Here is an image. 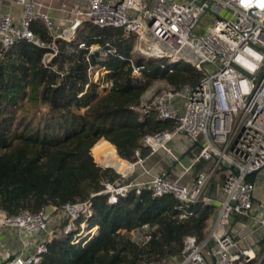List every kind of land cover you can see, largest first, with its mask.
<instances>
[{"label":"trees","instance_id":"1","mask_svg":"<svg viewBox=\"0 0 264 264\" xmlns=\"http://www.w3.org/2000/svg\"><path fill=\"white\" fill-rule=\"evenodd\" d=\"M30 30L44 47L19 40L0 59V210L13 216L76 201L92 204L83 240L75 243L71 235L53 240L37 264H157L181 257L185 237L202 242L213 205L183 204L171 196L152 199L146 190L109 203L108 196L97 194L104 178L121 179L120 172L97 165L92 156L101 139L112 147L98 154L99 162L115 151L130 164L137 162V151L141 158L148 155L151 149L141 141L171 132L174 123L159 121L155 110L139 112L141 96L158 80L178 91L195 86L199 72L186 63L170 68L165 60L136 55L134 64L141 74L132 79L127 61L133 40L123 39L119 29L90 22L78 28L74 39L57 40L59 54L45 65L42 58L52 37L39 21L31 22ZM106 41L116 54L103 58ZM91 46L99 50L90 54ZM95 69L105 74L99 82L92 78ZM210 167V162L199 160L194 173ZM228 175L226 169L215 172L213 191ZM246 181L253 183L251 175ZM205 195L209 197L208 191ZM145 224L152 236L139 247L130 234ZM261 246L264 252V240Z\"/></svg>","mask_w":264,"mask_h":264},{"label":"built area","instance_id":"2","mask_svg":"<svg viewBox=\"0 0 264 264\" xmlns=\"http://www.w3.org/2000/svg\"><path fill=\"white\" fill-rule=\"evenodd\" d=\"M11 4L22 8V18L15 24L12 15L0 8V59L19 40L44 47L30 30L31 22L39 21L52 37L42 58L43 64L50 65L59 54L56 41L74 39L78 28L90 22L99 28L119 29L123 39L133 40L127 61L132 79L141 74L140 67L134 64L136 55L165 60L170 68L186 63L199 72L198 84L186 85L183 94L165 80L155 81L141 96L137 110H155L158 120L175 125L171 134L145 137L142 146L156 152L161 147H155L152 141L168 137L165 145L171 137L181 134L190 145H198L194 163L210 162V169L199 172L189 187L165 175L141 187L104 178L103 189L97 195H106L109 203H115L118 197L146 190L152 199L171 196L183 204H212L205 193L215 172L226 169L229 175L220 181L223 199L216 219L210 216L205 222L202 242L191 236L184 238L179 264H252L253 250L240 249L229 226L233 215L252 217L264 225L261 206L253 199L254 184L246 181L253 173L264 171V0H85V6L62 27L55 26L44 0H13ZM214 6L226 15L217 14ZM206 15L212 16L214 22L203 33H197ZM98 50V46H91L89 53ZM101 51L103 58L116 54L110 41ZM51 69L57 71L56 66ZM136 156L141 162L139 151ZM91 215L89 200L13 216L0 210V230L15 229L40 236L32 253L21 252L0 264H37L47 253L49 243L68 235L80 243L87 227L85 221ZM151 236L148 224L130 234L131 241L139 247L145 246Z\"/></svg>","mask_w":264,"mask_h":264},{"label":"crops","instance_id":"3","mask_svg":"<svg viewBox=\"0 0 264 264\" xmlns=\"http://www.w3.org/2000/svg\"><path fill=\"white\" fill-rule=\"evenodd\" d=\"M11 1L13 0H0L1 12L10 13L14 23L18 24L22 18V8L12 5ZM44 4L50 7L49 14L55 26L62 27L75 11L85 6V0H44ZM107 147L112 146L103 139L99 140V155ZM168 150H170L169 154L171 156H168V154L162 156L159 154V151L153 152L151 150L148 155L142 158L141 162L137 161L130 164L123 161L125 169L120 173V175L124 174L121 178V183L141 187L150 182L154 177L165 175L170 181L177 182L184 187H189L197 175L194 173V165L196 164L194 160L198 155V147L190 145L187 138L179 134L175 135V138L168 143ZM115 154L117 155L116 151ZM174 158H177L178 161L176 162ZM99 166L104 167L101 163ZM251 180L254 184L253 199L260 204L261 216L264 218V171L252 174ZM210 184L207 188L212 201L210 205L214 203L219 206V203L223 199L220 182H218L216 191H213ZM240 218H243L245 221L240 220ZM229 228L232 230L238 247L240 249H252L254 255L252 264H258L264 257V252L261 251V243L264 240V225L258 219H253L252 217L233 215ZM39 238L40 236L23 234L15 229L0 230V263L8 261L21 252L24 254L32 253L34 249L33 245ZM258 258L259 260L255 262L254 260ZM179 263L180 260L174 257L166 260V264Z\"/></svg>","mask_w":264,"mask_h":264},{"label":"rangeland","instance_id":"4","mask_svg":"<svg viewBox=\"0 0 264 264\" xmlns=\"http://www.w3.org/2000/svg\"><path fill=\"white\" fill-rule=\"evenodd\" d=\"M213 10L214 11H216V13L217 14H221L222 13V15H226V12L225 11H223L219 6H214L213 7ZM223 11V12H222ZM213 22H214V18L212 17V16H208V15H206V16H204L202 19H201V21H200V23H199V26H198V28H197V30H196V32L197 33H203L208 27H210L212 24H213ZM104 76H105V74H104V72L102 71V69H95V71L94 72H92V78H93V80H94V82H99V79H102V78H104ZM102 85L103 86H105V83L103 84L102 83ZM182 90V89H181ZM184 93V91L182 90V94ZM180 103L181 104H183V101H181L180 100ZM175 126V125H174ZM173 131V130H172ZM172 131L171 132H165V133H168V134H171L172 133ZM141 144L143 145V140L141 141ZM96 150V151H95ZM159 151V154L160 155H162V156H164V155H166L167 154V152H168V144L166 145V147H164V148H161L160 150H158ZM98 154H99V141L96 143V145L93 147V149H92V156H93V158H94V161H95V163L97 164V165H99L100 163H99V156H98ZM107 154H113V153H107ZM105 156H107L106 154H105ZM220 182V181H219ZM213 205H214V209H213V212H212V214H211V217L215 220L216 219V216H217V211H218V205L216 204H214L213 203ZM209 219V218H208ZM240 220H244L243 218H240ZM245 221V220H244ZM96 231V229L93 231V233L92 234H94V232ZM90 239V238H89ZM212 244V242H210V245ZM180 261H182V259H183V257L181 256V257H179L178 258ZM169 260V259H168ZM259 260V258L257 259V260H254L255 262H257Z\"/></svg>","mask_w":264,"mask_h":264},{"label":"bare ground","instance_id":"5","mask_svg":"<svg viewBox=\"0 0 264 264\" xmlns=\"http://www.w3.org/2000/svg\"><path fill=\"white\" fill-rule=\"evenodd\" d=\"M167 138L168 137H163L159 141H152L151 144H153L155 147L164 148L173 138H175V136L171 137L170 140L167 141L165 145H163V143L167 140ZM169 153L170 150H168L167 154L168 156H171ZM106 155L107 156H105L104 154L100 157V163L103 164V166L113 168L120 173L125 169V163L123 162V160L119 159L117 155L115 154H106Z\"/></svg>","mask_w":264,"mask_h":264},{"label":"water","instance_id":"6","mask_svg":"<svg viewBox=\"0 0 264 264\" xmlns=\"http://www.w3.org/2000/svg\"><path fill=\"white\" fill-rule=\"evenodd\" d=\"M205 12L215 15V13L212 12L210 9H206ZM159 121H160V120H159ZM195 146L198 147L197 144H196ZM256 173H257V172L253 173V175L256 174ZM12 258H13V257H12ZM12 258H10L8 261L12 260ZM263 258H264V257H263ZM263 258L258 262V264H260V263L262 262Z\"/></svg>","mask_w":264,"mask_h":264}]
</instances>
